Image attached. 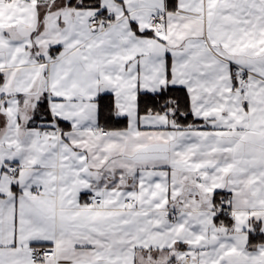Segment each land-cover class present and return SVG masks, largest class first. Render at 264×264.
I'll use <instances>...</instances> for the list:
<instances>
[{"label": "snow or ice", "instance_id": "6c2138e0", "mask_svg": "<svg viewBox=\"0 0 264 264\" xmlns=\"http://www.w3.org/2000/svg\"><path fill=\"white\" fill-rule=\"evenodd\" d=\"M0 264H264V0H0Z\"/></svg>", "mask_w": 264, "mask_h": 264}]
</instances>
